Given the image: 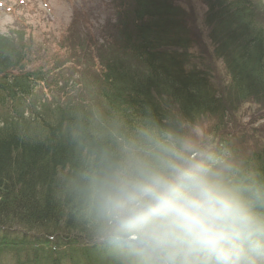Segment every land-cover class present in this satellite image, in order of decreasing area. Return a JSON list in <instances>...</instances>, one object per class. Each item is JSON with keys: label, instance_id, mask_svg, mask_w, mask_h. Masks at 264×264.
<instances>
[{"label": "trees", "instance_id": "16d2710c", "mask_svg": "<svg viewBox=\"0 0 264 264\" xmlns=\"http://www.w3.org/2000/svg\"><path fill=\"white\" fill-rule=\"evenodd\" d=\"M203 3L213 54L229 78L227 102L264 101V18L256 1ZM116 15L118 51L128 61L108 60L91 79L95 108L129 124L146 107L160 119L169 109L193 123L224 117L226 103L208 71L192 63L190 27L178 0H117ZM27 49L0 48V264H113L63 190V178L78 164L69 135L93 115L82 97L35 111L33 98L52 77L42 67L26 69ZM241 156L264 173V147Z\"/></svg>", "mask_w": 264, "mask_h": 264}, {"label": "clouds", "instance_id": "9594fccd", "mask_svg": "<svg viewBox=\"0 0 264 264\" xmlns=\"http://www.w3.org/2000/svg\"><path fill=\"white\" fill-rule=\"evenodd\" d=\"M69 139L63 190L113 264H264V173L208 125L96 112Z\"/></svg>", "mask_w": 264, "mask_h": 264}, {"label": "rangeland", "instance_id": "374dc122", "mask_svg": "<svg viewBox=\"0 0 264 264\" xmlns=\"http://www.w3.org/2000/svg\"><path fill=\"white\" fill-rule=\"evenodd\" d=\"M178 1L190 27L192 63L208 71L216 96L226 103L222 119L206 116L194 123L208 125L217 146L226 139L244 156L262 149L264 101L227 102L229 78L213 54L203 0ZM255 1L264 18V0ZM116 13L117 0H0V48L27 45L26 69L42 67L52 77L34 96L35 111L44 113L50 106L82 97L92 115L100 112L91 79L108 60L128 61L118 51Z\"/></svg>", "mask_w": 264, "mask_h": 264}]
</instances>
